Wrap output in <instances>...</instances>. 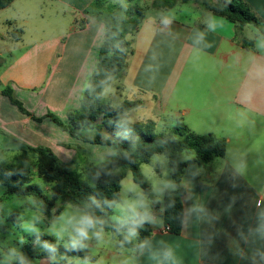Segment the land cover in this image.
Here are the masks:
<instances>
[{
    "label": "crops",
    "instance_id": "1",
    "mask_svg": "<svg viewBox=\"0 0 264 264\" xmlns=\"http://www.w3.org/2000/svg\"><path fill=\"white\" fill-rule=\"evenodd\" d=\"M36 1L16 0L0 10V29L9 27L0 39L19 51L1 65L12 49L0 48V83L4 89L12 88L14 98L30 114L0 96V163L7 158L18 161L34 147H47L67 166L76 160L77 148L107 147L74 137L50 118L68 124L69 114L79 108L105 32L100 23L83 15L92 0H53L64 7L73 3L81 13L69 27L71 34L47 35L24 46L30 22L35 24L33 30H48L41 25L43 18L32 20L27 12L26 5ZM240 1L264 21V0ZM191 3L183 4L192 8L185 20L168 13L183 11L179 5L146 14L138 31L129 35L132 53L126 71L114 89L107 91V86L103 93L108 92L111 101L120 96L118 107L141 103L126 115L130 123L154 121L142 118L146 112L156 120L180 119L197 134H204L197 131L201 129L205 135L226 138L227 153L205 168L190 162L185 169L180 235L166 230L163 199L154 206L152 235L138 249L119 243L102 250L104 256L94 259L98 264H264V76L257 73L264 66V37L258 29L253 38L247 37V26L238 31L229 20ZM11 10L14 17L9 16ZM213 23L214 30L209 27ZM10 27L23 34L11 36ZM133 113L144 121H129ZM78 134L93 140L98 131ZM101 138L109 139L110 133L104 130ZM99 157L103 156L89 159ZM171 189L169 184L165 192Z\"/></svg>",
    "mask_w": 264,
    "mask_h": 264
},
{
    "label": "trees",
    "instance_id": "2",
    "mask_svg": "<svg viewBox=\"0 0 264 264\" xmlns=\"http://www.w3.org/2000/svg\"><path fill=\"white\" fill-rule=\"evenodd\" d=\"M15 1L0 0V10L9 8ZM133 1L139 0H94L98 7L106 4L112 7L107 14L103 11L92 14L103 21L106 27L97 67L88 80L79 108L69 114L68 124H63L50 115L54 122L74 137L91 144L113 147V159L97 164L90 163L84 158L85 149L80 148V160L86 174V178L82 179L65 168L51 149L34 147L26 154L36 157L37 176L50 186L49 195L32 184L31 170L25 166L0 165V185L5 189L4 196L32 197L48 223L52 222L61 209L60 207L56 210L58 204H69L83 209L88 217L117 237L122 246L138 249L141 242L153 233L150 221L140 219L119 223L111 219L121 201L122 181L127 173L131 172L134 182L153 198L148 181L141 172V165L150 163L155 155H164L167 158L174 188L165 192L163 219L170 233L180 235L185 220V190L182 186L185 169L190 162L205 168L215 158L225 157L228 143L226 138L216 134L195 133L180 119L170 132L157 133L154 121L133 124L126 120V115L141 103L125 102L116 108L103 99L104 89L127 69V58L132 53V46L126 36L135 34L146 17L145 10L137 4L132 5ZM190 1L183 0V3ZM176 2L161 0L159 5L162 9H168L175 7ZM202 6L213 15L235 24L238 31L246 26H253L264 37V21L246 3L240 0H202ZM16 32L21 34V31ZM245 43L248 46L251 41ZM1 95L8 97L21 112L30 115L23 104L14 98L12 88L7 87ZM88 129L98 131L95 139L87 140L78 134V131ZM104 130L110 133L109 139L102 140ZM1 202L2 199L0 204ZM11 220L17 225L22 224V220L16 215H12ZM123 232H134L137 242L123 238ZM50 258H55L51 264H76L69 263V259L84 260L85 255L80 247L60 244L53 237L40 233L27 237L21 252L10 264H32L34 259Z\"/></svg>",
    "mask_w": 264,
    "mask_h": 264
},
{
    "label": "rangeland",
    "instance_id": "3",
    "mask_svg": "<svg viewBox=\"0 0 264 264\" xmlns=\"http://www.w3.org/2000/svg\"><path fill=\"white\" fill-rule=\"evenodd\" d=\"M73 1L74 0H72V2ZM176 1V5H179L178 9H180V7H183L182 9L184 10L181 12L168 11V13H170V15L175 18L185 20L187 13H190L192 8L183 6V0ZM160 2L161 0H139L138 2L133 1L131 4L139 5L145 10L146 14L150 13L151 15L162 11L159 10L162 9L159 5ZM190 2H192L194 5H199L200 7L202 6V0H191ZM74 6L75 5L72 3L70 6L64 7L61 3L53 0H37L36 2L31 4L28 3L26 5V9L27 12L29 11L32 13L31 19L36 20V18H43V20L40 21L42 22L41 25L45 27V30H48L47 33L33 30L35 24L30 22L27 25L25 31L26 34L24 33V46L30 45L37 39L41 40L47 35H50L49 37H53L58 34L70 35V25L74 24V21H76V19L81 16V13L76 11V8ZM111 10L112 7L110 6V4L98 7L94 4V0H92L89 6L84 10L83 15H85L87 18L94 19L95 21H97V23H100L103 26L105 32V23L99 19H96L92 14L99 11H103L105 14H107L111 12ZM15 15L16 14L15 12H13V10L9 12V16L14 17ZM17 20H19V22H22L23 19L19 18ZM20 29L23 28L19 27L18 30ZM5 30H9V27L3 26L0 29V33L4 32ZM10 30H14V33L12 32L13 34L11 35L13 36L14 34H16L17 28L10 27ZM254 31H256L257 33L258 30L254 27L247 26V28L244 30V34L247 37L253 38ZM129 35L131 36V34ZM129 35L126 36L127 40L130 39ZM6 45L9 46L6 47ZM0 48L12 49L11 54L5 53V56L2 58L1 65L10 62L12 56H16L19 53V51L12 46L11 42L3 43L1 39ZM117 79L118 78H115L113 80L114 82H111L113 84L108 85L109 88H107V91H109V89L115 88V85L118 81ZM3 89L4 87L0 83V93ZM107 93L108 92L103 93V99L109 101L110 99ZM120 101L121 97L118 96L114 98V101L111 102L114 107H118ZM143 116L144 117L142 118L144 119L150 118L156 121L157 133H168L176 124V121H174V119L166 118L168 119L166 121H162L161 119L156 120L154 119L153 113L151 112H146ZM129 121L138 122L144 120L140 118L139 114L133 113L130 116ZM197 131L205 134V131H202L201 129ZM93 147L96 148V146H90L89 150H85L86 153L84 154V158L87 159L90 163L97 164L99 162L110 161L113 159L115 154V150L113 147L99 146L97 147L98 151ZM79 149H76V160L73 162H67V166H65V168L79 175L82 179H85L86 174L85 170L83 169L84 164L80 160ZM97 155L103 157H99L93 161H90V156L93 157ZM187 158H191V156H187ZM62 163L63 165L66 164L64 162ZM86 164L88 163H85V165ZM0 165L29 167L33 177L32 184L39 186L46 192V194L49 195L50 186L44 183L37 176L36 157L32 154H26L23 158L15 162H11V160L7 158L3 162H1ZM141 172L148 181L153 198H151L145 190H143L138 184L134 182L132 173L128 172L126 177L122 181L121 201L116 206L111 217L114 222L124 223L129 220L140 219L153 221L154 202H163L165 189L169 184L174 188V182L171 178L169 163L164 155L153 156L150 163L141 165ZM4 193L5 189L3 193H0V199H2V202L0 204V264H10L12 261H14L17 258V255L21 252L23 244L27 241V237L34 234L44 233L56 239L60 244L80 247L84 252L85 259L82 260L81 258H71L68 261L69 263L76 264H98L97 261H94V259H96V257L99 255H101V258L104 256L105 253H103L102 250L113 249L119 244V239L117 237L113 236L112 233L105 231L99 225V223L95 221L94 226L87 229L88 236L86 238H80L78 236V233L76 232V229L80 226L81 219L87 216L85 211L81 208L69 204H58L56 210L60 209V207L61 209L54 217L52 222L48 223L44 215L37 209L32 197L4 196ZM12 215H16L17 218H20L22 220V224L17 225L15 221H12ZM97 233L101 234L99 238L96 235ZM122 236L127 240H136V234H133L132 232H123ZM74 239L76 241L75 243H73ZM54 259L55 258L44 260L34 259L32 261V264H51Z\"/></svg>",
    "mask_w": 264,
    "mask_h": 264
},
{
    "label": "clouds",
    "instance_id": "4",
    "mask_svg": "<svg viewBox=\"0 0 264 264\" xmlns=\"http://www.w3.org/2000/svg\"><path fill=\"white\" fill-rule=\"evenodd\" d=\"M165 22H167V21H165ZM209 27L214 30L216 25H215V23H213V24H210ZM261 47H264V45H261ZM257 73L261 76H264V66L257 68ZM94 223L95 222L91 217H88V216L83 217L80 221V226L76 229L78 236L80 238H86L88 236L87 229L93 227ZM133 234H134V232H133ZM96 235L99 238L101 234L97 233ZM75 242L76 241L74 239L73 243H75Z\"/></svg>",
    "mask_w": 264,
    "mask_h": 264
},
{
    "label": "built area",
    "instance_id": "5",
    "mask_svg": "<svg viewBox=\"0 0 264 264\" xmlns=\"http://www.w3.org/2000/svg\"><path fill=\"white\" fill-rule=\"evenodd\" d=\"M167 230V229H166ZM168 231V230H167Z\"/></svg>",
    "mask_w": 264,
    "mask_h": 264
}]
</instances>
